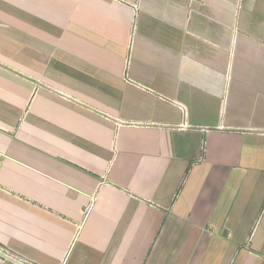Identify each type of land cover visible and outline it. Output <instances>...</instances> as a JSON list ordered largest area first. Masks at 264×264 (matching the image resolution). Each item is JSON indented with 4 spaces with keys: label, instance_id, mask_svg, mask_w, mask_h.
Masks as SVG:
<instances>
[{
    "label": "crops",
    "instance_id": "crops-1",
    "mask_svg": "<svg viewBox=\"0 0 264 264\" xmlns=\"http://www.w3.org/2000/svg\"><path fill=\"white\" fill-rule=\"evenodd\" d=\"M0 247L264 264V0H0Z\"/></svg>",
    "mask_w": 264,
    "mask_h": 264
},
{
    "label": "built area",
    "instance_id": "built-area-1",
    "mask_svg": "<svg viewBox=\"0 0 264 264\" xmlns=\"http://www.w3.org/2000/svg\"><path fill=\"white\" fill-rule=\"evenodd\" d=\"M0 260L8 264H32L23 259L17 257L16 255L6 251L4 248L0 247Z\"/></svg>",
    "mask_w": 264,
    "mask_h": 264
}]
</instances>
